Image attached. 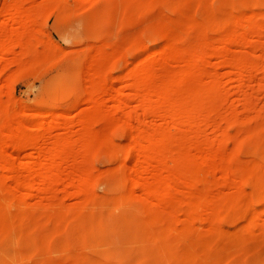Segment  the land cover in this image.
<instances>
[{"label": "rangeland", "instance_id": "rangeland-1", "mask_svg": "<svg viewBox=\"0 0 264 264\" xmlns=\"http://www.w3.org/2000/svg\"><path fill=\"white\" fill-rule=\"evenodd\" d=\"M0 5V264H264V0Z\"/></svg>", "mask_w": 264, "mask_h": 264}, {"label": "bare ground", "instance_id": "bare-ground-1", "mask_svg": "<svg viewBox=\"0 0 264 264\" xmlns=\"http://www.w3.org/2000/svg\"><path fill=\"white\" fill-rule=\"evenodd\" d=\"M2 4V3H1ZM1 6V5H0ZM3 9L1 8V11H2ZM131 218V217H130ZM121 219V218H120ZM124 220V219H123ZM127 226V225H126ZM143 248V247H142ZM139 249V248H138Z\"/></svg>", "mask_w": 264, "mask_h": 264}]
</instances>
